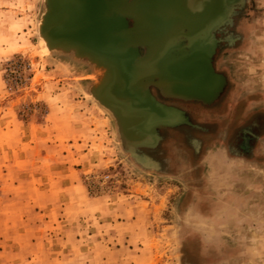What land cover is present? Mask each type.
Listing matches in <instances>:
<instances>
[{
    "label": "rangeland",
    "instance_id": "374dc122",
    "mask_svg": "<svg viewBox=\"0 0 264 264\" xmlns=\"http://www.w3.org/2000/svg\"><path fill=\"white\" fill-rule=\"evenodd\" d=\"M48 6L0 0V264H264V0H230L215 99L136 148Z\"/></svg>",
    "mask_w": 264,
    "mask_h": 264
},
{
    "label": "water",
    "instance_id": "95a60500",
    "mask_svg": "<svg viewBox=\"0 0 264 264\" xmlns=\"http://www.w3.org/2000/svg\"><path fill=\"white\" fill-rule=\"evenodd\" d=\"M128 2L129 0H49L48 13L45 15L46 25L41 34L43 33L50 41V50H75L108 69L104 84L96 93L100 101L102 94L116 97L117 93L113 92V88L123 84L122 88L131 96L137 95L138 104L143 105L145 94L140 74L147 64L136 49L134 36L136 35L138 40L142 38L147 42L148 33L157 32L159 29L144 26L133 31L128 23ZM217 4L213 6L214 9L218 7L217 12L212 10L214 14H211L213 24L221 23L227 17L230 0H219ZM202 7L204 6L198 2L195 6L178 4L170 0L167 3L162 0H137L129 11L142 19L171 25L172 19L177 18L178 13H182L184 20L188 22L194 14H196L194 18L199 16L201 19ZM175 33L171 36L172 32H170L168 38L166 36L159 40L167 41L170 37L176 36ZM157 34L160 36L159 33ZM162 68L169 78V86L175 92L197 94L208 92L207 73L203 70L187 71L177 65H166ZM210 76L217 81L220 80L213 71H210ZM112 77L118 79L116 84L113 81L109 82ZM110 109L114 112L117 110L112 106ZM174 113L179 115V111ZM180 115L185 123V115L183 113ZM121 121L123 127L128 128L123 130L126 140L132 144L134 131L126 112L121 114Z\"/></svg>",
    "mask_w": 264,
    "mask_h": 264
},
{
    "label": "flooded vegetation",
    "instance_id": "af4514ba",
    "mask_svg": "<svg viewBox=\"0 0 264 264\" xmlns=\"http://www.w3.org/2000/svg\"><path fill=\"white\" fill-rule=\"evenodd\" d=\"M137 0H129L128 2V23L129 27L133 29H140L141 27H148L150 29L158 28L157 32L150 31L148 33V41L144 39H137L135 35L136 49L147 66L141 71L140 79L144 89L143 100L145 104H138L137 95L131 96L127 93L120 84L113 88V92L117 93L116 97H111L107 94H102L101 103L110 108L116 107L117 110L113 113L117 119L119 127H123L121 121V114L126 112L131 122L130 126L133 128V146L136 147H153L159 143L162 136L163 129L175 128L184 124L180 113H185L177 106L171 105L168 101L191 102L200 101L203 103L212 102L220 93V82L210 76V71H214L212 58L216 50L217 30L221 27V23H212L211 16L202 26V30L194 29L197 24L200 25L203 19L193 18L190 21L184 20V15L178 13L177 18L172 19L171 25H163L154 21L142 19L140 16L131 14L129 9ZM167 3L169 0H162ZM174 3H182L186 5L200 4L206 6L208 0H170ZM219 3V0L216 1ZM215 4L216 6L218 4ZM210 9V6H207ZM180 8V7H179ZM216 13L217 8H212ZM211 11V10H210ZM214 14V13H212ZM192 20V21H191ZM225 21V20H223ZM190 23V24H189ZM177 31H182L177 33ZM172 32L176 36L170 37L171 43L170 51L166 50L162 41L159 38L166 37ZM159 33L160 36L157 34ZM168 38V36L166 37ZM168 40V39H167ZM160 62L166 65H177L187 71L193 69H201L209 76L207 82L208 92L203 93H183L175 92L169 86V78L164 71V67ZM107 73L108 69L105 68ZM105 73V75H106ZM216 74V73H215ZM179 111V115L174 113ZM123 127V130H127Z\"/></svg>",
    "mask_w": 264,
    "mask_h": 264
},
{
    "label": "bare ground",
    "instance_id": "6f19581e",
    "mask_svg": "<svg viewBox=\"0 0 264 264\" xmlns=\"http://www.w3.org/2000/svg\"><path fill=\"white\" fill-rule=\"evenodd\" d=\"M215 2H216V0H208V2H207V6L209 5L210 6V9L208 8V7H202V10H201V15H202V17H201V19L203 18V22H201L200 23V25L199 24H197L196 25V27H194V29H198L199 30V32L202 30V26L204 25V23L207 21V19H208V17L209 16H211V14H212V8H213V6H215ZM211 10V11H210ZM190 24V23H189ZM45 25H46V18H45V16L42 18V20H41V22H40V27H41V31H42V29H43V27H45ZM41 36H42V39H43V41L45 42V45H46V47H47V49H48V52L50 51V47H49V45H50V41L43 35V33L41 34ZM162 43H163V46L165 47V49L166 50H171L172 48H170V42H169V40H167V41H162ZM157 64L159 65V64H161V67H162V65L165 67L166 66V63H164V64H162V63H160V62H157ZM160 66V65H159ZM113 73V72H112ZM207 76V81H206V83L208 82V80H209V76L208 75H206ZM111 81H113V83H117L118 82V79H116L115 77H112V79H110L109 80V82H111ZM119 82L121 83V81L119 80ZM123 85V84H122Z\"/></svg>",
    "mask_w": 264,
    "mask_h": 264
},
{
    "label": "crops",
    "instance_id": "0c3cea01",
    "mask_svg": "<svg viewBox=\"0 0 264 264\" xmlns=\"http://www.w3.org/2000/svg\"><path fill=\"white\" fill-rule=\"evenodd\" d=\"M87 76H90V74H87ZM110 109V108H109Z\"/></svg>",
    "mask_w": 264,
    "mask_h": 264
}]
</instances>
